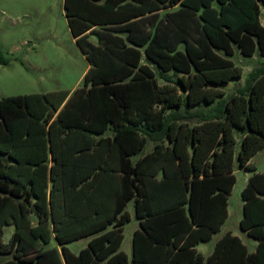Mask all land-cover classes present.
Masks as SVG:
<instances>
[{"label":"trees","instance_id":"1","mask_svg":"<svg viewBox=\"0 0 264 264\" xmlns=\"http://www.w3.org/2000/svg\"><path fill=\"white\" fill-rule=\"evenodd\" d=\"M134 1L62 0L88 64L79 86L0 99V264H264V173L249 162L264 147V62L220 89L242 75L231 44L264 57V0ZM235 165L251 172L238 227L255 247L225 233L202 256L194 245L226 218Z\"/></svg>","mask_w":264,"mask_h":264},{"label":"rangeland","instance_id":"2","mask_svg":"<svg viewBox=\"0 0 264 264\" xmlns=\"http://www.w3.org/2000/svg\"><path fill=\"white\" fill-rule=\"evenodd\" d=\"M260 19L264 25L263 7ZM0 57L7 63L0 64V99L62 90L71 92L79 86L87 68L68 31L62 0H0ZM230 60L243 70L242 77L235 81L241 86L246 79V69L258 67L259 63L255 62L257 58L249 60L239 55L232 56ZM236 138L240 139L239 136ZM150 148L151 143H147L142 153ZM237 149L238 142L234 147L235 153ZM253 161L264 170V149L254 156ZM234 168L237 169V166ZM243 175L242 170L235 172V182L227 198L229 217L222 229L229 227L252 251L255 241L239 229L237 222L241 214L239 193ZM133 226V220L124 225L125 236ZM12 229L11 225L4 226L3 242H7ZM84 241H74L68 248L76 252L85 245ZM8 257L0 254V260Z\"/></svg>","mask_w":264,"mask_h":264},{"label":"crops","instance_id":"3","mask_svg":"<svg viewBox=\"0 0 264 264\" xmlns=\"http://www.w3.org/2000/svg\"><path fill=\"white\" fill-rule=\"evenodd\" d=\"M126 2H130V3H132V4H136L135 3V1L134 0H126ZM213 5H215V2H213L212 3ZM256 4H257V6H258V12H259V14H258V22H259V25L261 26V27H264V25L261 23V19H260V15H261V9H262V7L264 8V6L263 5H261L259 2L257 3L256 2ZM178 9V6L177 5H172L171 7H168V8H165V9H161V10H159V11H157L156 12V14H157V16H158V18H162L164 15H166L167 13H172V12H174V11H176ZM119 36H121L123 39H124V41H125V44L126 45H129V43L125 40V33H120L119 34ZM90 40L94 43L95 42V39L93 38V37H90ZM182 43L181 44H179L178 45V48H182ZM231 47H232V55L231 56H229V57H227V59L228 60H230V58L232 57V56H234V55H239L240 57H242V58H248L249 60H256V58H257V60L255 61L256 63H258V62H264V57H261V56H259V53H258V51H257V49H255L254 51H253V53H252V55L250 56V57H244V56H242L241 54H240V51H239V49L234 45V44H231ZM218 55H220V56H223V54H222V51H220V50H218V51H215ZM82 55V54H81ZM231 61V60H230ZM232 62V61H231ZM247 62V61H246ZM233 63V62H232ZM234 64V63H233ZM88 69V64H87V68H86V70ZM241 69V68H240ZM85 70V71H86ZM252 69H246V75L251 71ZM241 72H242V75H243V70L241 69ZM242 75H241V77H242ZM235 86H241V84L240 83H236L235 81H230V82H228L226 85H224V86H222L220 89L221 90H223L224 92H225V94H229V93H232V87L234 88ZM151 149V148H150ZM150 149H149V151H150ZM264 149V147L261 149V150H259L257 153H255V154H253L251 157H250V159H249V162H250V164H252L253 166H254V168H255V171L256 172H260V173H264V170H261L260 168H258V166H257V164L253 161V158H254V156L256 155V154H259L262 150ZM148 151V152H149ZM145 153H147V152H145ZM144 153H140V154H133V155H131L130 156V160L131 161H135V160H137L140 156H142ZM237 170H242V171H244V179H243V185H242V188H243V186L245 185V182H246V180H247V177L250 175V171H247V170H244V169H241V168H234L233 167V170H232V173H233V175H234V178H235V172L237 171ZM235 182V181H234ZM234 185V184H233ZM232 188H233V186H232ZM232 188H231V190H232ZM241 188V189H242ZM231 192V191H230ZM229 195V194H228ZM227 198H228V196H227ZM241 201V200H240ZM239 209H240V216L238 217V221L237 222H239V219L241 218V216H242V201H241V203L239 204ZM125 210L128 212V214H129V217H130V219H129V221L128 222H130L131 220H133V224H134V226H133V228H132V230L130 231V233L128 234V236H125V234H124V232H123V230H124V225L126 224V223H128V222H126L124 225H123V227H122V241H121V243H120V245H119V250H121L122 252H124L125 254H126V256L128 257V260H129V258H130V255H131V248H132V244H131V237H132V233H133V231L135 230V229H138L139 228V224H138V220L136 219V218H134V211H133V205H132V201H129L127 204H126V207H125ZM229 209H228V202H227V205H226V218L224 219V221H223V223L221 224V226H220V229L217 231V232H214L213 234H212V236L210 237V239L209 240H207V241H204V242H198L197 244H195L194 245V248H195V250H196V252H198V253H200L202 256H206V255H208L209 253H210V251H211V249H212V246H213V244H214V242L217 240V239H219L223 234H225V233H229L230 235H235V236H237L236 234H234L232 231H231V229L228 227V228H225V229H222V226H223V224H224V222L228 219V217H229ZM240 229V228H239ZM239 239H240V237L239 236H237ZM81 239H85V241H84V244L86 245V243H87V241L89 240V237H84V238H81ZM78 240H80V239H78ZM78 240H76V241H78ZM240 241H241V239H240ZM242 242V241H241ZM73 243V242H72ZM243 243V242H242ZM71 244V243H70ZM255 244H256V242H255ZM255 244H254V247H255ZM84 245V246H85ZM246 245V244H245ZM83 246V247H84ZM246 247H247V245H246ZM80 248H82V246L81 247H79L78 248V250L80 249ZM248 249V248H247ZM254 249V248H253ZM77 250V251H78ZM76 251V252H77ZM249 251V250H248ZM253 251V250H252ZM75 253V252H74Z\"/></svg>","mask_w":264,"mask_h":264}]
</instances>
